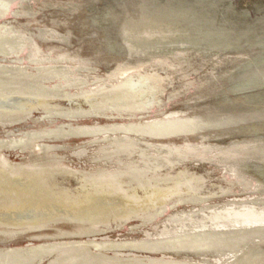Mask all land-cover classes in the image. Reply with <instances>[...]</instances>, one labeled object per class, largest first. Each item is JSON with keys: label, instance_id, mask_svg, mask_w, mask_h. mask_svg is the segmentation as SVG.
Listing matches in <instances>:
<instances>
[{"label": "bare ground", "instance_id": "6f19581e", "mask_svg": "<svg viewBox=\"0 0 264 264\" xmlns=\"http://www.w3.org/2000/svg\"><path fill=\"white\" fill-rule=\"evenodd\" d=\"M12 2L15 7L10 10ZM114 3L98 8L95 0H0L1 96L9 97L7 100L10 96H26L39 107L48 97L74 91L86 94L81 103L99 100L102 105L117 104L111 106L112 110L107 106L87 114L86 118L109 119L104 123L94 119L65 124L61 117L55 123L56 119L33 114L25 118L17 114L14 120L0 116V170L7 169L8 176L19 170L7 165L4 154L16 150L21 156L11 157V161L22 159L32 166L28 170L38 184L30 197H25L30 191L16 190L14 201L0 181V214L6 209L9 218L15 219L30 200L40 205L41 196H37L42 191L52 192L48 198L67 208L74 203L68 193L73 187L59 178L71 170L95 177L97 173L116 179L112 183L104 180L98 195L90 196L92 200L85 203L93 201L90 208L86 206L89 212L77 211V215L102 220L113 208L112 203H117L111 200L121 192L140 194L136 223L147 225L149 220L161 217L154 225L156 229L162 227L164 235L148 230L147 235L111 238L106 234L110 228L102 229L96 222V226L92 223L83 231H70L79 233L74 239L60 241L65 234H72L63 232L66 228L59 224L63 218L49 227L46 221L31 227H8L1 220L0 264H42L44 254L49 262L43 264H55L54 259L62 255L68 256L62 264H117L111 259L134 264H264V17L259 19L263 31L256 32L258 25L234 14L228 0ZM87 10L88 23L86 12L82 17L85 20L79 21L78 15ZM102 12L109 14L111 22L93 19ZM7 13L11 17L6 18ZM102 65L105 67L100 73ZM111 67L116 74L108 77L111 73L106 69ZM190 72L197 75L196 79L168 90L174 78L183 80ZM192 84L195 94L180 100L182 107L162 109L166 90L167 98L172 99ZM152 106L157 108L156 113L146 116ZM28 116L34 121L27 127L8 128L15 123L24 125ZM39 117L43 119L39 121ZM73 135L85 139L76 146L65 142ZM178 137L180 140H172ZM225 137L229 138L219 140ZM57 140L61 145L55 144ZM11 143L15 147L3 150L4 144ZM70 157L79 159L80 167L69 164ZM190 162L216 166L221 177L213 181L210 169L195 170L187 166ZM37 171L43 172L42 178ZM162 188L166 192L160 194ZM234 188L247 197L226 199ZM106 202L107 210H100ZM165 203L174 210L163 214ZM179 204L182 207L178 208ZM156 206L162 209L155 211ZM166 218L172 220L171 225L164 222ZM21 236L26 238L24 244H7ZM81 243L97 251L99 263L79 256L84 251ZM113 248L123 255L111 252ZM149 251H157L158 258H150Z\"/></svg>", "mask_w": 264, "mask_h": 264}, {"label": "rangeland", "instance_id": "374dc122", "mask_svg": "<svg viewBox=\"0 0 264 264\" xmlns=\"http://www.w3.org/2000/svg\"><path fill=\"white\" fill-rule=\"evenodd\" d=\"M95 0L96 2V7L98 8H103L104 6L108 5V4H113L114 3V0ZM104 1V2H103ZM113 1V2H111ZM103 5H102V3ZM111 2V3H110ZM228 2L230 3L231 7L233 8V11H234V14H241V15H244L246 20L251 22L252 24H256L258 25L255 29L256 32H262L263 29L262 28H259L261 25H260V21L259 19L263 18L264 17V0H228ZM106 4V5H105ZM115 4V3H114ZM259 6V7H258ZM9 9H13L15 7V2H12L9 4ZM86 8L89 9V7L87 6ZM90 10H87V11H83L82 13H80V15H78V17H80L79 21L81 20H85V22L89 21L87 17V15L89 16ZM86 12V14H85ZM86 16H85V15ZM84 15V18L87 17V18H82ZM11 17V14L10 13H7L6 15V18H9ZM95 17V18H94ZM93 17V19H96L98 21H104V22H111L110 20V16L109 14L105 13V12H102L100 14H96L95 16ZM232 17H233V14H232ZM82 18V19H81ZM262 20V19H261ZM88 23V22H87ZM260 25V26H259ZM88 27V28H87ZM75 29H78V27H74ZM86 29H90V27L88 25H86ZM77 32V31H76ZM255 32V33H256ZM80 33V32H79ZM105 46V45H104ZM191 60V58H190ZM197 60V59H196ZM193 61V60H191ZM209 62V61H208ZM206 63L205 67L204 68H208V66H210L209 64L212 63V61L210 63ZM192 64L194 63L191 62ZM224 63L222 62L219 66L220 67H223ZM103 67L105 66H101L100 67V70L99 72L102 73V70H103ZM113 71H112V70ZM106 69L107 70H110V71H107V74L111 73L108 75V77L110 76H113L116 74V72L114 71V68L111 67ZM196 74H192V72H190L188 74V77H185L183 80H180V79H177V78H174L172 83L169 84L168 86V90L170 88H177L179 86H183V83L184 81H187V80H193V79H196ZM39 82V81H38ZM194 82V81H193ZM194 84L192 85H189L186 87V89L183 90L182 94L179 95V96H176V97H173L172 99H168L167 98V93H168V90H166L163 94H162V98L164 99V103H162V109L163 110H167V109H178L179 107H182V102L183 100H186L188 99V97H192L194 94H195V91H194ZM48 87H50L51 85H47ZM29 87V86H28ZM186 90V91H185ZM66 91V90H65ZM20 93V92H18ZM14 94V93H13ZM76 94V96H75ZM64 95V96H63ZM66 95V96H65ZM68 95V96H67ZM191 95V96H190ZM72 96V97H71ZM187 96V97H186ZM16 97V96H15ZM14 96H10V99L7 100L8 98H4L3 96H1L0 94V116L3 117L4 116H7L9 117L10 119L9 120H14L15 116L17 114H19L20 117H26L27 115H40L41 117H45V118H50V119H56L55 123L58 122V119L66 124V123H76V122H93L94 119L96 120H99L100 122L104 123V122H108L109 119H106V118H103V117H92V118H86L87 117V114H89L90 112L92 113H96L98 110H103V107H107L108 110H112V107L111 106H115L117 104L115 103H109L108 105H102L101 102H99V100H96L97 101V104L95 100H89V101H86L85 103H81L80 100L83 99L82 97H86V94L82 96V94H78V92H72L71 93H68V94H64V92L60 93V95L58 94V96H51V97H48L47 98V102L46 104H43L42 106H37V105H34V101L35 100H31L32 98H27L26 96H19V98H15ZM18 97V96H17ZM34 99H38V97L36 96H33ZM63 97V98H62ZM66 97V99H65ZM70 97V98H69ZM76 97V98H75ZM51 98V100L49 99ZM87 98V97H86ZM18 99V101H17ZM24 99H27L25 100L26 103L22 100ZM62 99V100H61ZM70 99V100H69ZM73 99V100H72ZM75 99V100H74ZM168 99V100H167ZM71 100L73 103H77L75 106L71 105ZM166 100V101H165ZM181 100V101H180ZM2 101V102H1ZM4 101V102H3ZM7 101V102H6ZM30 101V102H28ZM203 101V100H201ZM33 102V103H32ZM68 102V103H67ZM6 103H9L8 105ZM32 105H31V104ZM55 103V104H54ZM81 103V104H80ZM87 103V104H86ZM4 104V105H3ZM59 104V105H58ZM65 104V105H64ZM2 105V106H1ZM46 105V106H45ZM69 105V106H68ZM85 105V106H84ZM89 105V106H88ZM7 106H11L10 107H7ZM18 106V107H17ZM23 106V107H22ZM31 106V110L29 107ZM33 106V108H32ZM37 106V107H35ZM54 106V107H53ZM57 106V107H56ZM61 106V107H59ZM15 107V108H14ZM20 107V108H19ZM41 107L43 108V110L41 109ZM65 107V109H63ZM89 107V108H88ZM102 107V108H101ZM57 108V109H56ZM59 108V109H58ZM61 108V109H60ZM71 108V109H70ZM75 108V109H74ZM85 108V109H84ZM46 109V110H44ZM82 109V111H81ZM92 109V110H91ZM7 112H6V111ZM11 110L13 111V113H11ZM30 110V111H29ZM54 110V111H53ZM68 110V111H67ZM71 110V111H70ZM84 110V111H83ZM100 110V111H101ZM16 111V112H15ZM120 111H123V110H120ZM157 111V108L155 106H152L149 111L147 112L146 116H150V115H154ZM55 112V113H54ZM75 112V113H74ZM83 112V113H82ZM15 113V114H14ZM59 113V115L57 114ZM153 113V114H152ZM14 114V115H13ZM43 114V116H42ZM63 117H62V115ZM70 114V115H69ZM81 114V115H79ZM11 115V116H10ZM50 115V116H49ZM53 115V116H51ZM83 115V116H82ZM66 116V117H65ZM80 116V117H79ZM83 118H82V117ZM37 117V116H35ZM61 117V119H60ZM68 117V119H67ZM28 120H24L23 123H25L24 125H20L18 123H15L11 126H9L8 128L10 130L14 129L15 127H19L18 129H22L24 128L25 126L27 127L26 124H31L32 121L34 120H31V118H34V117H27ZM74 118H79L77 120H73ZM17 119V118H15ZM39 121H41L43 118L40 119V117L38 118ZM71 119V120H69ZM69 121V122H68ZM34 125H37V124H34ZM7 129V128H6ZM1 130V129H0ZM3 130V129H2ZM71 134V133H70ZM103 136V135H102ZM96 137V136H95ZM99 137V136H97ZM229 137H225V138H221L219 140L221 141H225L227 140ZM83 139H85L84 137H74V135L72 137H69L66 139L65 142L71 144V145H74L76 146L77 144H79L80 141H82ZM170 140V139H169ZM172 140H180L179 137L178 138H175V139H172ZM56 143L55 144H58L61 145V142L60 140L58 141H55ZM75 143V144H74ZM11 146H14L12 143L11 144H4L3 145V150H7L9 147ZM15 147V146H14ZM90 147H93L92 145ZM2 150V151H3ZM7 153V154H6ZM4 153L5 156L7 157V162H8V166L11 167L10 164H12V167H14L16 170V172H13V173H10L9 176L7 175V169H3L2 171L0 170V181H1V184L3 183L4 184V188H5V191L8 195L12 196L14 201L15 199H17V195H16V190L20 189V191H24V190H28L30 192H28L26 195L30 194L32 191H35L36 187L38 186L36 180L34 179V176L33 174L30 173V170H28L29 168H31L32 166L30 165H27V163H25L24 161H11V157L12 158H16V157H20L21 156V153L18 152V154H16V150L14 151H10V152H6ZM8 153H11V154H8ZM3 154V155H4ZM16 154V155H14ZM2 155V154H1ZM92 157V156H91ZM77 158H72L70 157V161H68L69 164L73 165V166H77V167H80V165L82 163H80V160H76ZM104 160V159H103ZM106 161V160H104ZM20 162V163H19ZM10 163V164H9ZM97 163V162H96ZM263 163V162H261ZM95 164V163H94ZM97 165V164H96ZM26 166V167H25ZM84 166V164L82 165ZM187 166L190 167V168H193L195 170H198V171H203L204 168H208L210 169V172H209V175H210V178L211 180H217L216 178L217 177H221V174H220V171H219V168L216 167V166H212V165H209L208 163H194L192 164L191 162L190 163H187ZM262 167H264V165H261ZM29 167V168H28ZM33 168H37L36 165L33 166ZM213 168V169H211ZM26 171V172H25ZM45 174L49 173V171H44ZM27 173V174H26ZM36 173L40 174L41 178L43 176V172H39L37 171ZM72 173V174H71ZM74 173V175H73ZM37 174V175H38ZM71 175L70 177H68L69 175ZM68 174H66L65 176H63L61 179L59 178V181L61 183H67L69 185V188H72L73 189H68L69 190V195H71L74 199V203H71L69 207L67 208H64L63 206H60L58 205V203H61V202H58V201H54L52 198H48L50 197L49 195H51L50 193L52 192H49V193H46L47 191H42L41 195L37 196V197H40L41 199V203L40 205H37L38 202L34 199V200H30V204H27L28 206L19 213H16L17 215H15L14 217H16L15 219H12V218H9V214H8V210L6 209H3L1 211V214H0V221H4V224L8 227H14V226H17L18 224H23L22 226H32L34 224L37 225L42 223V222H45L46 221V225L47 227H49L50 225L52 226V224H56L58 223L56 221L57 218H63L59 224L62 225L63 228H66L63 230L64 233H70V231H73V230H76L78 228H80L81 230L80 231H83V229L87 228L88 226L90 225H93L92 223H95L98 222V224L96 223L97 226H100L102 229H106L108 230L109 228V231L106 232V234H108L111 238H115V237H120L121 239H124V238H128V237H135L137 236L139 233H145L146 231H155V234L156 235H159L163 233L164 235V232H162V227L159 228V229H156L155 228V225L159 224L158 220L161 219V217H157V218H153V219H156V220H149V223L147 221V225H142V226H139L140 225V222H137L136 223V220H137V217H139V212L138 210L140 209V205L136 207L137 204L141 203V200H142V196H140V194H135L133 193V195L129 196V194H124V193H118V197L115 198L114 200H111V201H117L116 202H113L112 204H114L113 208L107 213L106 216H104V218L101 220V219H98L99 217H94V216H91V217H88L87 215H84L87 216V220H86V217H80L79 215H77L78 212H84V213H88L89 211H87V207H89L93 201L91 202V204L89 205H86L85 203L86 202H89L90 200H92L93 197H95V195L97 194L98 195V191L100 190V187L103 186V184H105L104 180H106V183H112L115 179L112 175H102L100 176V174H97L96 173V177L94 176L95 174L93 175H89V174H83V175H78V173L76 172H73V170H71ZM27 175V176H26ZM1 176L2 177H7L6 181L4 180L3 181V178L1 179ZM29 176V177H28ZM47 176V175H45ZM99 176V177H98ZM81 177V178H80ZM104 177V179H103ZM4 178V179H5ZM64 178V180H63ZM76 178V179H75ZM78 178V179H77ZM112 178V179H111ZM73 179V180H72ZM81 179V180H80ZM97 179V181H95ZM86 180V181H85ZM108 180V181H107ZM112 180V181H110ZM35 183H34V182ZM79 181V182H78ZM102 181V182H101ZM90 182V183H89ZM73 183V184H72ZM81 183V184H80ZM101 185H100V184ZM36 184V185H35ZM79 184V185H78ZM87 184V185H86ZM20 185V186H19ZM82 185V186H81ZM87 187H86V186ZM8 187V188H7ZM68 187V186H67ZM25 188V189H23ZM44 188V187H42ZM48 189V186L46 188V190ZM95 189V190H94ZM97 189V191H96ZM145 188H142V190H144ZM164 188H162L163 190ZM82 190V191H81ZM87 190V191H86ZM160 191L159 193L160 194H163L165 193L166 191ZM72 191V192H71ZM86 191V193H85ZM90 191V192H89ZM93 191V192H92ZM39 191H36V193L38 194ZM76 192V193H75ZM97 192V193H96ZM34 193V192H32ZM135 193H138L137 191ZM238 193V194H237ZM75 194V195H74ZM76 194H79V195H76ZM82 194V195H81ZM94 194V196H93ZM33 195V194H32ZM32 195H28V196H25V197H30ZM198 195V193H197ZM92 198H91V197ZM137 196V197H136ZM139 196V197H138ZM179 197V195H177ZM187 197L189 195H186ZM185 195H183V197H186ZM244 195H240L239 194V190L237 188H234L233 189V192H232V195H229L227 197H225L226 199H239V198H242ZM254 195H252L253 197ZM45 197V198H43ZM130 197V198H128ZM134 197V198H133ZM176 197V196H175ZM177 199H180L178 198ZM180 197H182V195H180ZM231 197V198H230ZM237 197V198H236ZM247 196L245 195L243 198H246ZM249 197V196H248ZM251 197V196H250ZM217 199V198H215ZM39 200V201H40ZM52 200V201H50ZM77 201V202H76ZM83 201V202H82ZM133 201V202H132ZM163 201V200H162ZM36 202V203H35ZM45 202V203H44ZM136 202V203H135ZM24 203V202H23ZM107 203L109 202H106V204H102V208H100V210L102 209H105L107 210ZM35 204V205H34ZM78 204V205H77ZM83 204V205H82ZM116 204V205H115ZM47 207H46V206ZM75 205V206H74ZM82 205V206H81ZM104 205V206H103ZM123 205V206H122ZM39 206V207H38ZM83 208V210H80V207ZM87 206V207H86ZM122 206V207H121ZM130 206V207H129ZM167 206V207H166ZM74 207V208H73ZM91 207V206H90ZM89 207V208H90ZM157 208H155V211H158L160 209H162V207H166L165 211L163 214H168L170 213L172 210V208L168 207V204L165 203L164 206H156ZM161 207V208H159ZM182 207V205H178V208ZM115 208V209H114ZM132 208V209H131ZM135 210H134V209ZM142 208V207H141ZM144 208V207H143ZM169 208V209H168ZM120 209V211H119ZM137 209V210H136ZM66 210V211H65ZM122 210V211H121ZM133 210V211H132ZM78 211V212H77ZM129 211H132V213H127ZM14 212V211H13ZM51 212V213H49ZM74 214H73V213ZM91 212V211H90ZM116 212V213H115ZM136 212V213H135ZM70 214V215H69ZM137 214V215H136ZM72 215V216H71ZM110 215V216H109ZM133 215V216H132ZM46 216V217H45ZM60 216V217H59ZM79 216V217H78ZM137 216V217H136ZM76 217L78 218V220L76 219ZM116 217V218H115ZM118 217V218H117ZM128 217V218H127ZM134 217V219H133ZM50 218V219H49ZM80 218V219H79ZM108 218V219H107ZM45 219V220H44ZM55 219V220H54ZM72 219V220H71ZM91 221H90V220ZM97 219V220H96ZM107 221H106V220ZM112 219V220H111ZM120 219V220H119ZM167 219V220H166ZM164 219V222L165 221H170L169 224L171 225V222L172 220L166 218ZM77 220V221H76ZM119 220V221H118ZM124 220V221H123ZM71 221V222H70ZM75 221V222H74ZM86 221V222H85ZM102 221V222H100ZM106 221V222H105ZM112 221V222H111ZM154 221V222H153ZM62 222V223H61ZM114 222V223H113ZM150 222L152 224H150ZM2 223V222H1ZM50 223V224H49ZM76 223V224H75ZM78 223L80 225H78ZM87 223V224H86ZM119 223V224H118ZM82 224V225H81ZM117 226H116V225ZM136 225L137 227H135V229H132L130 226L131 225ZM155 224V225H154ZM45 225V226H46ZM71 225V226H70ZM88 225V226H87ZM95 225V226H96ZM104 225V226H103ZM112 225V226H111ZM115 225V226H114ZM121 225V226H120ZM154 226V227H153ZM4 227V226H3ZM70 227V228H69ZM175 229L179 228L177 226H175ZM139 232H137V230ZM79 231V232H80ZM127 231V232H126ZM88 232H85L84 234H86ZM119 233V234H118ZM79 233H72L71 235H68V234H65L66 236H63L61 237L60 241H69L70 238L74 239L75 236H78ZM81 234V232H80ZM116 234V235H115ZM143 235V234H142ZM144 235H147V233H145ZM70 236V237H69ZM72 236V237H71ZM124 237V238H123ZM87 238V236H86ZM85 238V239H86ZM79 238H76V240H78ZM55 241V239H54ZM26 242V238L21 236L17 239H15L14 241H9L7 242V244H24ZM83 248L84 251L80 252L81 255L79 256H82V259H89L88 261L89 262H98L97 260L100 259L99 257L96 256V252L94 249L93 251H91L92 248L89 249V247L87 245H81ZM80 248V247H79ZM87 249V250H86ZM88 249H89V252H88ZM113 251V253H117V254H120V255H123L121 250L119 249H116V248H113L111 249V252ZM133 252V251H132ZM150 253H147L148 256H150V258L152 259H157V255H159V253H157V251H149ZM160 252V251H159ZM146 253V252H144ZM152 253V254H151ZM175 253V252H174ZM187 253H190L189 251ZM200 253V252H199ZM116 254V255H117ZM201 254V253H200ZM94 258H93V256ZM59 256V254H57L55 256V258H57ZM68 258V256H60L58 259H54L56 263H60L62 264V261L64 262L65 259ZM98 258V259H97ZM116 258V257H115ZM220 258V257H218ZM49 257L48 255H43L41 256V262L43 264V262L46 260V262L48 261L49 262ZM86 259V260H87ZM97 259V260H96ZM118 259V258H116ZM59 260V261H58ZM67 260V259H66ZM84 260V261H86ZM112 261H117V264H134L132 261H127V262H123L120 260H114V259H111ZM119 261V262H118ZM183 261V260H182ZM155 262V261H154ZM99 263V262H98ZM153 263V262H152ZM47 264V263H46ZM116 264V263H115ZM153 264H156V263H153ZM240 264H244V263H240Z\"/></svg>", "mask_w": 264, "mask_h": 264}]
</instances>
